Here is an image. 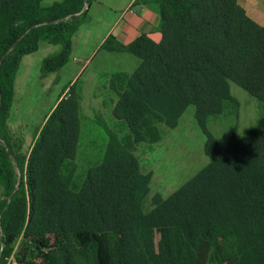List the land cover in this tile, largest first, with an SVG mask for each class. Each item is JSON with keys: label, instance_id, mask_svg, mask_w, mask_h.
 Segmentation results:
<instances>
[{"label": "rangeland", "instance_id": "obj_1", "mask_svg": "<svg viewBox=\"0 0 264 264\" xmlns=\"http://www.w3.org/2000/svg\"><path fill=\"white\" fill-rule=\"evenodd\" d=\"M41 46L25 60L17 78L7 126L20 147L10 155L11 163L19 177V157H27L46 117L62 99L73 151L53 187L35 180L36 214L26 235L28 189L25 221L13 222L15 241L1 264H97L96 245L81 246L75 237L83 226L104 237L111 264H264V217L243 208L223 165L212 163L205 153L206 133L223 152L252 129L263 115L258 100L228 82L229 100L219 114L206 119L204 128L190 106L179 118L147 120L142 133L133 135L112 112L140 63L137 57L106 50L64 93L66 88L41 76L45 48L51 45ZM65 81L60 79L59 85ZM128 156L137 164V180H121L116 173ZM100 166L109 168L113 180H92L99 198L92 209L86 203V177ZM102 195L118 200L113 221L101 217L110 210ZM52 200L58 201L53 208ZM45 219H53L56 230L39 235L38 227L51 223ZM2 236L0 230V256Z\"/></svg>", "mask_w": 264, "mask_h": 264}, {"label": "trees", "instance_id": "obj_2", "mask_svg": "<svg viewBox=\"0 0 264 264\" xmlns=\"http://www.w3.org/2000/svg\"><path fill=\"white\" fill-rule=\"evenodd\" d=\"M41 1L0 0V230L4 242L0 262L12 251L16 236L13 222L19 218L25 221L28 189L31 209L26 235L36 214L32 199L35 180H45L53 187L55 180H61L62 162L73 151L62 99L46 117L27 157H19V177L10 159L14 148L20 147L10 136L7 120L22 58L35 53L40 43L56 45L59 51L42 60L40 72L48 75L61 69L71 53V37L85 16L83 7L91 0H62L48 8H43ZM154 1L160 10L161 41L156 44L141 35L126 47H114L137 57L140 63L119 92L113 116L125 121L133 135H139L147 120L179 118L192 106L196 121L204 128L208 117L222 111L229 100L227 84L234 83L261 103L263 115L223 152L206 133L205 153L212 163L223 165L226 180L243 208L264 217V25L249 19L237 0ZM137 169L128 156L116 173L121 180H137ZM86 180V203L97 209L99 198L92 189L97 183L92 180H113V175L108 167L100 166L89 171ZM112 196L108 200L102 195L110 207L108 217L101 216L107 222L115 220L118 207ZM57 202L52 200V208ZM48 221L51 223L38 227L37 234L56 230L51 228L53 219H45ZM75 237L81 246L96 245L97 264H111L104 237L92 227H81ZM64 264L70 263L65 260Z\"/></svg>", "mask_w": 264, "mask_h": 264}, {"label": "crops", "instance_id": "obj_3", "mask_svg": "<svg viewBox=\"0 0 264 264\" xmlns=\"http://www.w3.org/2000/svg\"><path fill=\"white\" fill-rule=\"evenodd\" d=\"M61 1L42 0L41 6L48 8ZM237 3L249 19L259 26L264 25L263 0H237ZM130 9L134 13H129ZM83 10L85 16L80 20L71 37L72 47L67 63L57 72L48 75H43L40 72L43 78L51 77L52 86L66 88L64 93L74 84L90 61L106 50L115 51V46L126 47L141 35L156 44L162 38L158 29L159 5L154 0H91L89 4L84 5ZM77 17H81V15L78 14ZM111 39L112 41L109 43ZM41 44L43 43H40L36 52L41 49ZM59 49L60 47L56 45H51L50 48L46 46L45 52L48 54L46 57L57 53ZM30 55L24 56L20 62L14 81V94L19 72L22 67H26L25 60ZM62 78L66 81L60 86L59 81ZM66 84L68 87H65Z\"/></svg>", "mask_w": 264, "mask_h": 264}, {"label": "built area", "instance_id": "obj_4", "mask_svg": "<svg viewBox=\"0 0 264 264\" xmlns=\"http://www.w3.org/2000/svg\"><path fill=\"white\" fill-rule=\"evenodd\" d=\"M129 13H134V11L132 9L128 10Z\"/></svg>", "mask_w": 264, "mask_h": 264}]
</instances>
